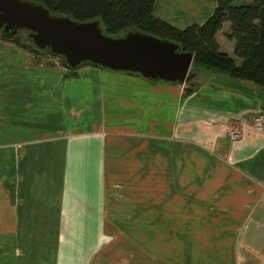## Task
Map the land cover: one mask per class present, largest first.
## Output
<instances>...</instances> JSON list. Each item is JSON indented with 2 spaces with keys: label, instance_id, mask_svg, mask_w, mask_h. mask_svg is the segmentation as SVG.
Listing matches in <instances>:
<instances>
[{
  "label": "crops",
  "instance_id": "crops-1",
  "mask_svg": "<svg viewBox=\"0 0 264 264\" xmlns=\"http://www.w3.org/2000/svg\"><path fill=\"white\" fill-rule=\"evenodd\" d=\"M216 8L155 0L154 14L183 30ZM15 48L0 64V264H264V88L206 69L190 84L68 76Z\"/></svg>",
  "mask_w": 264,
  "mask_h": 264
},
{
  "label": "trees",
  "instance_id": "trees-1",
  "mask_svg": "<svg viewBox=\"0 0 264 264\" xmlns=\"http://www.w3.org/2000/svg\"><path fill=\"white\" fill-rule=\"evenodd\" d=\"M27 1L44 7L52 16L68 17L79 23L97 21L106 36L120 37L129 31H138L176 43L180 52L194 55L186 84L193 82L198 69H206L229 76L235 81L250 82L264 88V0H249L245 3L240 0H217V8L204 24H193L183 30L155 16V0ZM226 23H230V32L226 36L235 42L234 57L221 51L217 41V35ZM0 34L6 35L3 31ZM7 35L9 38L5 41H11L34 56L58 58L68 76H75L82 66L100 68L86 62L73 71L64 59L51 54L48 49L40 51L30 48L13 40L18 34ZM237 60H241L240 65H237ZM187 91H191V88Z\"/></svg>",
  "mask_w": 264,
  "mask_h": 264
},
{
  "label": "water",
  "instance_id": "water-1",
  "mask_svg": "<svg viewBox=\"0 0 264 264\" xmlns=\"http://www.w3.org/2000/svg\"><path fill=\"white\" fill-rule=\"evenodd\" d=\"M0 31L11 36L27 32L36 49H48L73 71L88 62L114 72L184 84L194 61L193 53L180 52L169 40L138 31L106 36L97 21L79 23L52 16L27 0H0Z\"/></svg>",
  "mask_w": 264,
  "mask_h": 264
},
{
  "label": "rangeland",
  "instance_id": "rangeland-1",
  "mask_svg": "<svg viewBox=\"0 0 264 264\" xmlns=\"http://www.w3.org/2000/svg\"><path fill=\"white\" fill-rule=\"evenodd\" d=\"M246 1H249V0H240L241 3H245ZM6 35H2L0 34V41L1 42H8V41H5L6 38H9V36L7 35V33H5ZM17 37H13V40L18 42V43H24L25 45H27L28 47L30 48H35L34 44H33V41L27 36V33H25L24 31H19L17 32ZM9 43L11 44V41H9ZM9 45V44H8ZM8 45H0V64L5 66V68H8L9 65H14L15 63L17 64V59H16V56H15V51H17V49L15 48L16 46H14L13 44L10 46ZM38 50V49H37ZM28 52V51H26ZM18 53V52H17ZM29 53V52H28ZM19 54V53H18ZM33 55V54H32ZM37 57V56H35ZM34 60V58H33ZM56 60H59L58 58H56ZM191 70V69H190ZM201 70V69H198V71ZM197 73V71H196ZM229 77V76H227ZM24 78H30L28 74H25L24 75ZM30 111L32 110V107L29 109ZM29 110L27 111H22V115L23 117L20 119L21 121H24V122H27V123H32V122H43V120L40 118V119H34L36 115H34L33 113L31 112H28ZM37 118L39 116H36ZM257 122L258 124H261V126H258L261 128V130H263L264 128V116L260 119H257ZM228 130H229V137L232 138V135L230 133H233V132H237L236 129H234L232 126H228ZM241 137V136H240ZM240 137H234V141L232 142H235L237 140L240 139Z\"/></svg>",
  "mask_w": 264,
  "mask_h": 264
},
{
  "label": "built area",
  "instance_id": "built-area-1",
  "mask_svg": "<svg viewBox=\"0 0 264 264\" xmlns=\"http://www.w3.org/2000/svg\"><path fill=\"white\" fill-rule=\"evenodd\" d=\"M231 135H232V138H230L231 139V141H234V137L236 136L237 138L238 137H240L241 136V134L239 133V132H233V133H230Z\"/></svg>",
  "mask_w": 264,
  "mask_h": 264
}]
</instances>
